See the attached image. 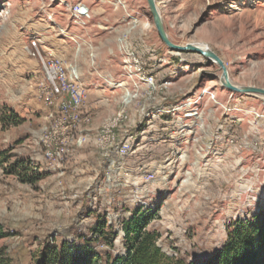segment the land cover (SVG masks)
Returning a JSON list of instances; mask_svg holds the SVG:
<instances>
[{
	"label": "rangeland",
	"instance_id": "1",
	"mask_svg": "<svg viewBox=\"0 0 264 264\" xmlns=\"http://www.w3.org/2000/svg\"><path fill=\"white\" fill-rule=\"evenodd\" d=\"M157 4L174 43L205 44L233 83L264 88V0ZM222 73L171 49L147 0H0V260L73 241L106 261L126 253L136 208H160L162 250L206 263L264 212V95Z\"/></svg>",
	"mask_w": 264,
	"mask_h": 264
},
{
	"label": "trees",
	"instance_id": "2",
	"mask_svg": "<svg viewBox=\"0 0 264 264\" xmlns=\"http://www.w3.org/2000/svg\"><path fill=\"white\" fill-rule=\"evenodd\" d=\"M12 116L18 117L16 113ZM37 180L38 177L29 182ZM159 212L160 208H136L132 212L122 229L126 250L124 255L103 261L94 247L64 241L60 246L46 245L36 264H264L263 211L237 221L229 230L226 243L206 263L175 261L162 250L158 245L159 233L149 229L153 220L159 217ZM0 264L5 263L0 260Z\"/></svg>",
	"mask_w": 264,
	"mask_h": 264
},
{
	"label": "water",
	"instance_id": "3",
	"mask_svg": "<svg viewBox=\"0 0 264 264\" xmlns=\"http://www.w3.org/2000/svg\"><path fill=\"white\" fill-rule=\"evenodd\" d=\"M149 4V8L151 10L154 24L156 29L158 30V33L162 40L173 50L184 52V51H193L198 52L206 57H208L211 60L216 61L220 67L222 68V78L221 81L223 85L238 93H248V94H256V95H264V88L258 87V86H239L231 80V76L229 73V69L227 65L225 64L224 60L219 56L215 51L211 50L209 47H203L201 45L188 43L186 45H181L174 43L170 37L169 34L165 28L164 20L161 15V12L159 10V6L157 4V0H147Z\"/></svg>",
	"mask_w": 264,
	"mask_h": 264
},
{
	"label": "built area",
	"instance_id": "4",
	"mask_svg": "<svg viewBox=\"0 0 264 264\" xmlns=\"http://www.w3.org/2000/svg\"><path fill=\"white\" fill-rule=\"evenodd\" d=\"M76 9L84 10V11L90 13L89 7L87 5H78L77 4L76 5ZM30 50L36 51V50H38V48L35 47V45L33 43V46H30ZM41 59H42V62H43V69L44 68H53L54 83H60L61 68H57V63L47 62L43 57ZM49 88H50V91H51V86H49ZM68 97L70 98V102L79 103V105H80L81 102H82V91L80 90V87H73L72 86V92H71L70 96H68Z\"/></svg>",
	"mask_w": 264,
	"mask_h": 264
},
{
	"label": "bare ground",
	"instance_id": "5",
	"mask_svg": "<svg viewBox=\"0 0 264 264\" xmlns=\"http://www.w3.org/2000/svg\"><path fill=\"white\" fill-rule=\"evenodd\" d=\"M159 10H160V9H159ZM160 12H161V11H160ZM197 45H201V46H203V47H205V48L208 47V46L205 45V44H197ZM45 70L48 71L50 75H52V74L54 75V72H52L53 68H45ZM50 78H52V77H50ZM221 83H222V81H221ZM222 84H223V83H222Z\"/></svg>",
	"mask_w": 264,
	"mask_h": 264
}]
</instances>
